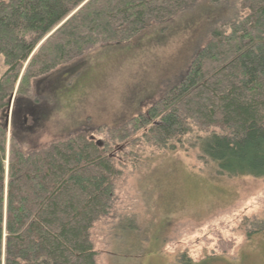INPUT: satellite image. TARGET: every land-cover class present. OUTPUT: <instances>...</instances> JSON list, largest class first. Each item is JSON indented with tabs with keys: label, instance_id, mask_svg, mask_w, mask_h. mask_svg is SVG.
<instances>
[{
	"label": "trees",
	"instance_id": "trees-1",
	"mask_svg": "<svg viewBox=\"0 0 264 264\" xmlns=\"http://www.w3.org/2000/svg\"><path fill=\"white\" fill-rule=\"evenodd\" d=\"M198 1L0 0V113L26 64L22 97L87 47L129 43ZM235 1L226 29L214 26L183 78L146 115L110 131V144L82 132L26 154L12 137L7 152L0 123V264H97L91 231L123 175L110 154L131 134L176 151L196 128L206 135L200 160L218 174L264 179V0Z\"/></svg>",
	"mask_w": 264,
	"mask_h": 264
},
{
	"label": "rangeland",
	"instance_id": "rangeland-1",
	"mask_svg": "<svg viewBox=\"0 0 264 264\" xmlns=\"http://www.w3.org/2000/svg\"><path fill=\"white\" fill-rule=\"evenodd\" d=\"M214 1L199 0L129 43L89 46L22 97L26 64L0 113L7 152L12 137L26 154L82 132L110 144V131L146 115L183 78L212 30L226 29L235 0ZM192 129L176 151L158 150L141 134L112 143L123 175L107 217L91 231L97 264H264V179L218 174L200 160L206 135Z\"/></svg>",
	"mask_w": 264,
	"mask_h": 264
},
{
	"label": "water",
	"instance_id": "water-1",
	"mask_svg": "<svg viewBox=\"0 0 264 264\" xmlns=\"http://www.w3.org/2000/svg\"><path fill=\"white\" fill-rule=\"evenodd\" d=\"M12 97H13V96H12ZM12 97H11V99L9 100V107H10L11 104H12ZM6 127H7V126H6ZM97 145H98L99 147H102V146H103V143H102V142H98Z\"/></svg>",
	"mask_w": 264,
	"mask_h": 264
}]
</instances>
